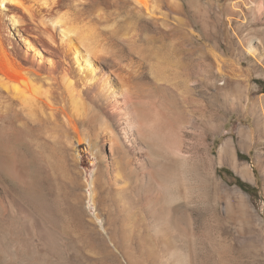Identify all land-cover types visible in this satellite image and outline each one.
<instances>
[{"label":"bare ground","instance_id":"bare-ground-1","mask_svg":"<svg viewBox=\"0 0 264 264\" xmlns=\"http://www.w3.org/2000/svg\"><path fill=\"white\" fill-rule=\"evenodd\" d=\"M166 1L170 12L159 0H0V264H55L57 239L64 234L57 206L46 199L40 180L51 164L71 181L77 205L87 206L75 215L80 227L87 223L100 234L88 241L91 248L138 236L147 260L192 264L189 250L182 253L168 242L179 238L190 247L174 208L187 196L185 131L201 137L196 151L208 153L212 165L208 135L196 124L184 125L190 124L184 115L190 110L181 111L187 101L175 91L189 83L183 78L188 72L175 66L173 53L154 52V82L178 118L160 110L156 100L142 102L133 73L108 58L103 35L87 13L92 3L114 5L155 23L172 18L175 28L192 36L180 18L183 0ZM214 1L224 6L225 38L219 43L208 33L199 51L217 68V78L228 77L229 88L239 77L264 70V0ZM106 14L100 9L96 18ZM247 60L253 64L245 71ZM198 113L206 117L204 109ZM85 142L98 145L100 168L90 183H82L77 171ZM221 155V162L250 176L235 160L231 142ZM148 233L163 241L162 253L152 248ZM34 238L41 240L40 248L31 247Z\"/></svg>","mask_w":264,"mask_h":264},{"label":"rangeland","instance_id":"rangeland-1","mask_svg":"<svg viewBox=\"0 0 264 264\" xmlns=\"http://www.w3.org/2000/svg\"><path fill=\"white\" fill-rule=\"evenodd\" d=\"M158 3L170 12L168 1L159 0ZM180 4L183 8L180 18L188 24L192 36L182 34L179 28H175L178 24L172 18L155 23L114 5L92 3L87 13L103 35L102 42L108 58L133 73L135 89L137 93L139 91L142 102L156 100L160 110L163 108L169 116L178 118L176 107L170 106L168 100L162 98L154 82L151 68L154 52L165 57L173 53L175 66L188 72L183 78L189 83L181 84L175 91L178 97L182 96L181 99L187 101L181 111L184 112V108L190 110L188 114H185L186 110L184 112L187 117L189 115L188 118L185 116V122L190 124L184 125L189 129L196 124L199 131L201 129L208 135L206 143L210 147L212 165L208 164L205 156L208 153L196 151V147L203 142L201 137L197 134L193 138L192 132L185 131L188 135L183 142L189 162L183 190L187 196L186 200L174 204V208L181 218V228L188 233L190 247L179 238H172L168 242L182 253L189 250L193 257L192 264H264V70L262 75L239 77L238 85L227 88L228 77L223 75L217 78V68H211L210 62L199 51L208 33L215 41L223 43V3L183 0ZM100 9L107 14L106 18L98 20L96 14ZM237 49V53H241L240 47ZM252 64L250 60L245 61L243 69H251ZM200 108L205 110L206 117L198 113ZM226 142L232 143L235 160L249 169V177L235 171L231 162L220 161ZM97 148L98 145H89L88 142L79 148L80 165L77 171L82 183H90L100 168L94 155ZM64 173L60 167L51 164L49 174L43 172L40 177L46 199L57 206V216L64 234L58 236L54 263L137 264L139 261L141 264L144 261L143 264H153L139 252L136 233L133 234L136 237L126 243L115 241L113 244L108 240L104 242L105 246L91 248L88 245L93 236L100 234L89 229L87 223L79 226L76 209H87V206L77 205L73 185ZM236 179L249 186L251 191L239 187ZM141 211L142 207L135 216L139 220L137 222H140L138 215L141 217ZM104 219L105 222L109 221L105 214ZM100 233L101 237H106L105 233ZM148 238L159 254L165 250L161 247L163 241L152 233H148ZM30 243L31 247L40 248L42 245L39 238L32 239Z\"/></svg>","mask_w":264,"mask_h":264},{"label":"trees","instance_id":"trees-1","mask_svg":"<svg viewBox=\"0 0 264 264\" xmlns=\"http://www.w3.org/2000/svg\"><path fill=\"white\" fill-rule=\"evenodd\" d=\"M236 183L239 187H241L243 190L251 191V188L247 185H245L241 180L236 179Z\"/></svg>","mask_w":264,"mask_h":264}]
</instances>
